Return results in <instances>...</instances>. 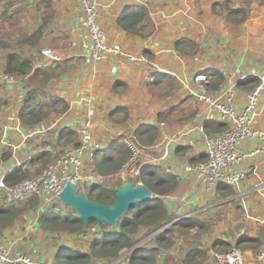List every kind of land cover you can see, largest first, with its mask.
Here are the masks:
<instances>
[{
	"label": "crops",
	"instance_id": "obj_1",
	"mask_svg": "<svg viewBox=\"0 0 264 264\" xmlns=\"http://www.w3.org/2000/svg\"><path fill=\"white\" fill-rule=\"evenodd\" d=\"M247 1V20L232 24L213 12L214 4L221 3L224 8L227 0H98L99 24L106 42L119 45L124 56L113 58L106 53L95 62L85 56L80 46L78 0H0V40L9 44L0 47V72H5L9 54L21 53L32 61L31 73L20 77L19 82H0V177L6 174L4 180L17 168L23 172L30 170L32 176L40 174L43 168L36 172L39 164L35 160L44 152L57 157L65 148L79 145L78 130L82 126H88L92 141L100 149L113 140L122 142L125 134L135 135L140 128L151 126L158 131L154 143L157 158L165 152L164 158L154 162L178 176L177 188L165 197L177 219L193 216L201 221L212 213L220 217L226 214L219 226L225 228L222 233L229 229L234 232V227L241 223L243 227L239 229L251 228L242 235L256 236L264 225V138L242 141L243 152L255 149L260 152L233 166V172L243 174L233 187V196L220 194L219 185L209 190L204 180L187 169L188 165L204 161L209 134L203 126L219 119L216 114L212 117L207 105L196 98L199 85L195 76L204 74L212 78L213 71L221 72L224 82L218 90L210 92L211 97L223 101L227 94H221L229 91L233 106L241 110L245 94L252 88L243 89L240 83L264 73V4ZM135 6H144L153 22V32L147 37L127 33L118 24L119 18ZM46 16L50 19L38 43L19 44L36 31ZM44 49L61 58L49 61L41 53ZM115 59L116 71L112 72ZM40 68L51 75L44 87L32 79ZM156 72L170 78L163 84L166 87L171 81L175 84L165 94L161 83H152ZM37 87L42 90L38 100L48 103L49 98L57 97L68 108L63 113H50L37 125H24L19 118L23 98L28 89ZM254 127L264 131V88L259 95ZM63 128L71 131L72 138L64 139L66 143L62 144L58 136ZM34 212L33 208L4 230L0 235L1 249L8 250L11 257L27 255L45 264H57L56 253L62 249L77 250L73 248L78 246L73 238L68 241L72 246L61 240L81 233H65L67 236L60 240L43 231L37 221L23 236L27 220ZM225 235L218 240L228 238ZM140 239L138 245L146 241ZM261 250L264 247L245 250L248 264L262 263L253 255ZM94 261L104 262L95 259L91 264H97Z\"/></svg>",
	"mask_w": 264,
	"mask_h": 264
},
{
	"label": "trees",
	"instance_id": "obj_2",
	"mask_svg": "<svg viewBox=\"0 0 264 264\" xmlns=\"http://www.w3.org/2000/svg\"><path fill=\"white\" fill-rule=\"evenodd\" d=\"M264 4V0H252ZM213 12L215 15L224 17L232 24H241L249 16L248 1L246 0H227L223 8L221 3L214 4ZM50 16L43 18L42 23L28 37L22 39L19 44L34 46L41 39L44 27ZM120 27L130 34L140 37H147L153 32V22L144 6H135L131 8L127 15L118 20ZM0 40V47L6 48ZM32 71V61L19 54H9L6 56V73L22 77L30 74ZM214 76L206 85L210 92L216 91L224 82V76L221 72H214ZM51 75L43 69H38L32 76L36 85L45 86L50 80ZM170 78L162 75L152 83L160 84L164 94L174 87V82L170 85H163ZM260 82L259 78L247 77L240 85L243 89H253ZM42 90L39 87L28 89L23 98V105L19 113L20 121L24 125H37L45 120L50 113H63L68 108V104L57 97L48 99V103L38 100ZM160 120V116H158ZM207 134L219 133L227 128V124L220 121H209L203 126ZM70 130L63 128L58 136L60 143H66L64 139H71ZM158 131L151 126H145L136 131L135 137L144 145H153L157 139ZM129 148L118 140H113L110 145L104 149H98L93 158L94 171L103 179L101 182L90 185L88 193L85 194L89 199L104 205H110L115 200L116 188L127 182L116 178L124 163L130 158ZM55 156L51 152H44L35 160L39 164L36 172L44 169ZM203 158V160H205ZM34 162V163H35ZM196 163V161H194ZM193 163V164H194ZM32 172L17 168L4 178L6 185H13L25 179L31 178ZM135 183L141 182L153 194L152 198L144 202H136L130 205L127 214L118 222L116 229L101 226V232L94 235L89 241L87 250H67L62 249L56 253L55 261L57 264H91L94 259L110 263L126 253L122 261H128L129 264H203L207 260L210 249L214 252L230 248L232 244L246 249L257 250L264 247V225L256 232V236L239 234L235 243H231L229 238L225 240L214 241L210 249L203 244V239L208 236L210 227L203 221H199L193 216H188L179 220L177 216L170 211L168 204L164 200L177 188L178 176L167 171L159 164L148 163L140 167L139 173L134 176ZM217 191L224 197L233 196L235 192L233 187L227 184H219ZM38 205L36 197L31 198L24 204H0V235L9 226H12L17 219L29 214L33 208ZM37 222L43 231L47 234H78L83 233L84 226L77 213L57 203H52L41 212ZM95 219H90L88 225H96ZM195 229V230H194ZM104 231V232H102ZM194 231L195 233H193ZM140 238L146 241L142 245H135ZM185 238L186 245L179 252L175 253L178 240Z\"/></svg>",
	"mask_w": 264,
	"mask_h": 264
},
{
	"label": "built area",
	"instance_id": "obj_3",
	"mask_svg": "<svg viewBox=\"0 0 264 264\" xmlns=\"http://www.w3.org/2000/svg\"><path fill=\"white\" fill-rule=\"evenodd\" d=\"M81 7V15L78 20V28L81 30L82 39L80 46L87 58L98 62L102 60L106 53H110L113 58L124 56L119 45H108L106 35L99 24L98 0H78ZM42 55L51 62L59 60L61 57L50 49L42 50ZM132 59L131 56L126 55ZM116 59L111 66V71H116ZM20 77L0 72L1 83H16ZM198 83L196 98L203 101L210 112L216 114L218 121L227 124V128L219 133H214L206 138L205 150L206 159L195 165H188L187 169L194 172L198 179L204 180L208 189H214L219 184L236 186L242 179V172H233V166L237 165L243 158L253 156L260 152L255 149L250 152H243L240 145L248 138H264V131L254 127L257 116V104L261 90L264 88V73L259 76V84L245 94V103L241 110H236L233 106L232 94L225 92L224 100L211 97L206 85L211 80L210 76L198 74L194 78ZM89 115L93 114L89 110ZM81 141L79 145L65 148L59 156L55 157L40 174L25 179L13 185L4 183L3 175L0 177V201L4 204H24L31 198L38 199V205L34 213L28 218V227L23 231V236L27 235L28 228L36 223L41 212L52 203L58 202V197L67 183L76 186L77 191H83L85 187L96 184L103 179L94 171L93 158L99 148V144L92 141V136L88 126L79 128ZM122 142L131 151L130 158L124 163L119 173L115 175L122 181L129 177H134L139 173L140 167L144 164L155 163L154 161L164 158L156 155L157 145H144L137 140L134 134H125ZM181 219H176L178 221ZM107 230V229H106ZM195 230V229H194ZM101 232V225L96 224L84 228V237L94 236ZM104 232V231H102ZM213 252V256L219 264H248L240 247L232 244L230 248ZM256 259L264 264V251L255 253ZM45 264L42 260H37L31 256L16 254L9 255L8 250L0 248V264Z\"/></svg>",
	"mask_w": 264,
	"mask_h": 264
},
{
	"label": "water",
	"instance_id": "obj_4",
	"mask_svg": "<svg viewBox=\"0 0 264 264\" xmlns=\"http://www.w3.org/2000/svg\"><path fill=\"white\" fill-rule=\"evenodd\" d=\"M151 196V191L145 185L135 183L134 178L130 177L125 184L116 188L115 200L110 205L89 199L83 191H77L76 186L72 183H67L64 186L58 199L61 204L70 207L77 213L84 228L88 227L90 219H95L99 225L116 229L119 220L127 214L130 205L147 201L151 199ZM123 254L115 261L119 260Z\"/></svg>",
	"mask_w": 264,
	"mask_h": 264
},
{
	"label": "rangeland",
	"instance_id": "obj_5",
	"mask_svg": "<svg viewBox=\"0 0 264 264\" xmlns=\"http://www.w3.org/2000/svg\"><path fill=\"white\" fill-rule=\"evenodd\" d=\"M16 10V9H15ZM19 13H17V17H19ZM157 73V72H156ZM161 76L160 73H157L155 74V76H153L155 79L159 78ZM153 79V78H152ZM152 82V80H150ZM149 80H147V86H150L149 85ZM151 87H154L156 88L155 85L151 86ZM163 113V112H162ZM118 178V177H116ZM129 179V178H128ZM102 181V179L100 180V182ZM99 183V182H98ZM88 190H89V187H85L84 189V193L87 194L88 193ZM151 195L153 196L152 192H151ZM151 196V198H152ZM166 201V203L168 204L169 206V201L167 200V198L164 199ZM237 203V202H236ZM57 204H61V202L58 200ZM62 206H64L63 204H61ZM68 206H64V209L67 210ZM21 217V216H20ZM227 217L226 214H222V216L220 217L218 214L216 213H212V216L210 218L208 217H204V220H201L203 222H205L209 227H210V232L208 234V236H206L204 239H203V244L204 246L208 249H210L211 247V243H213L215 240H218L219 237H221L222 234H226L225 236L228 237L231 241V243H234V241L237 240V238L239 237V234L243 233V232H246L248 231L249 229L251 228H248L247 230L243 229H239V228H242L243 225L241 223H238L235 227H234V232L232 231V229H229L228 231L222 233V231L225 229L222 227H219L221 226L220 222L221 220H225V218ZM104 226V225H102ZM239 227V228H238ZM106 229L108 230V228L106 227ZM193 233H195L194 231H192ZM50 235H53V234H50ZM67 235L65 233H58V234H54L53 235V238H57V239H63L64 237H66ZM71 238H73L74 242L76 245V248L73 247L74 249H77V250H81V251H85L87 250V247H88V244H89V241L91 240V236H88V237H84L83 235L81 234H78V235H74L72 237H70L69 239L67 240H61L63 241V244H66V245H69V246H72L70 245V243L68 242ZM184 240L185 238H182L180 240H178L177 242V246L180 245L179 248L175 249V253L179 252L181 249H183L186 245L184 244ZM138 242V241H137ZM136 246L138 245L137 243L135 244ZM240 250L242 251L245 259L247 258V254L245 252V250H243L242 248H240ZM248 253V252H247ZM126 253H124L122 256L124 257ZM246 255V256H245ZM255 259H256V256L255 254H253ZM95 260V259H94ZM247 261V259H246ZM117 263L116 264H126L127 261L125 260V262H122V258L118 261H116ZM94 263H97V264H108L106 263L105 261L103 263H98L96 261H94ZM248 263V262H247ZM203 264H219L216 259L214 258L213 256V252H209V254L207 255V260L203 263Z\"/></svg>",
	"mask_w": 264,
	"mask_h": 264
},
{
	"label": "clouds",
	"instance_id": "obj_6",
	"mask_svg": "<svg viewBox=\"0 0 264 264\" xmlns=\"http://www.w3.org/2000/svg\"><path fill=\"white\" fill-rule=\"evenodd\" d=\"M136 176V175H135ZM130 178V177H129ZM134 178V177H133ZM135 182V181H134ZM137 183H139V184H142L141 182H137ZM179 221V220H178ZM178 221H174V223L175 222H178ZM98 224V223H97ZM102 226V225H101ZM106 227V226H105ZM108 228V227H107ZM108 230H109V228H108ZM93 237V236H92ZM210 252V251H209ZM123 257V256H122ZM121 258H119V260H120ZM115 261V260H114ZM114 261H112V262H114ZM118 261V260H117ZM112 262H110V263H108V264H112ZM116 262V261H115Z\"/></svg>",
	"mask_w": 264,
	"mask_h": 264
}]
</instances>
